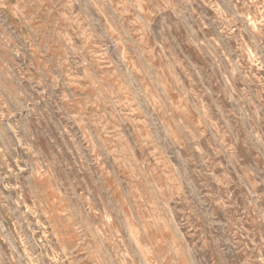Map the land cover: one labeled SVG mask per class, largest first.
<instances>
[{
  "label": "rangeland",
  "instance_id": "obj_1",
  "mask_svg": "<svg viewBox=\"0 0 264 264\" xmlns=\"http://www.w3.org/2000/svg\"><path fill=\"white\" fill-rule=\"evenodd\" d=\"M0 264H264V0H0Z\"/></svg>",
  "mask_w": 264,
  "mask_h": 264
}]
</instances>
